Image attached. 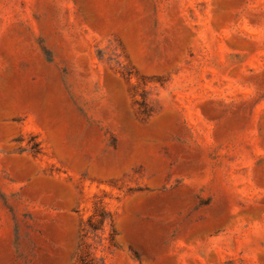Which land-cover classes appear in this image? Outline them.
<instances>
[{
    "label": "rangeland",
    "instance_id": "1",
    "mask_svg": "<svg viewBox=\"0 0 264 264\" xmlns=\"http://www.w3.org/2000/svg\"><path fill=\"white\" fill-rule=\"evenodd\" d=\"M0 264H264V0H0Z\"/></svg>",
    "mask_w": 264,
    "mask_h": 264
}]
</instances>
